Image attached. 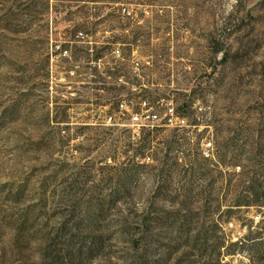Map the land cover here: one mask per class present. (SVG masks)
<instances>
[{
  "label": "rangeland",
  "instance_id": "374dc122",
  "mask_svg": "<svg viewBox=\"0 0 264 264\" xmlns=\"http://www.w3.org/2000/svg\"><path fill=\"white\" fill-rule=\"evenodd\" d=\"M263 178L264 0H0V264H264Z\"/></svg>",
  "mask_w": 264,
  "mask_h": 264
},
{
  "label": "trees",
  "instance_id": "16d2710c",
  "mask_svg": "<svg viewBox=\"0 0 264 264\" xmlns=\"http://www.w3.org/2000/svg\"><path fill=\"white\" fill-rule=\"evenodd\" d=\"M90 55V54H89ZM102 58V56L97 53L94 55L93 60L99 61ZM149 139H143V144L147 146L149 144ZM264 182V178H263ZM237 201H235V206H251V205H258V206H264V187L261 185H251L246 188L245 194L240 193V195L237 197ZM263 245L264 246V236L261 237L258 243H255L254 245Z\"/></svg>",
  "mask_w": 264,
  "mask_h": 264
}]
</instances>
